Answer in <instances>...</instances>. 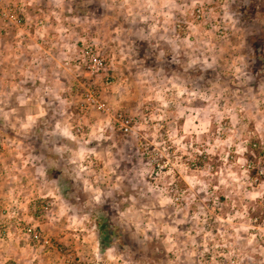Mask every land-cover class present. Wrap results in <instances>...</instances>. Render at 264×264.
<instances>
[{"label":"clouds","instance_id":"9594fccd","mask_svg":"<svg viewBox=\"0 0 264 264\" xmlns=\"http://www.w3.org/2000/svg\"><path fill=\"white\" fill-rule=\"evenodd\" d=\"M258 42L264 0H0V264H264Z\"/></svg>","mask_w":264,"mask_h":264},{"label":"rangeland","instance_id":"374dc122","mask_svg":"<svg viewBox=\"0 0 264 264\" xmlns=\"http://www.w3.org/2000/svg\"><path fill=\"white\" fill-rule=\"evenodd\" d=\"M23 18L21 17V20ZM254 47H256L258 49L257 51V56H261L264 55V43L258 42L256 45H254ZM86 76L88 77V79H81L80 81V90L77 92V95L80 98L86 99V97H84L83 95V89H87L88 92L90 93H95L97 91V89L93 88L91 86V81L94 78L93 74L90 71H86ZM82 107H87L86 105H81ZM118 119H122V122L125 121L127 119L126 116H124L123 118H121L120 116L117 117ZM4 151L3 148H1L0 153H2ZM264 155V154H262ZM201 160H203V158H201ZM202 166V164L200 165ZM224 197H221V201H223ZM33 204H29V212H30V218L36 219L39 222H41L39 220L40 215L42 214L43 211V203L42 202H36L35 203V208L36 211L34 214H32V208H33ZM262 220H264V218H262ZM37 233H41V229L39 227H37L36 229ZM41 245L44 244V239L46 238L48 241L49 245H52V247H46L45 248V252L47 253H59L61 256V259H64V255L65 253H67L69 250L64 246V243H61L60 241H64L67 244L72 245L73 247H76V243L75 241H73L71 239L70 234H64V233H50V232H43L41 233ZM34 243V242H33ZM10 264H14V261H10Z\"/></svg>","mask_w":264,"mask_h":264},{"label":"built area","instance_id":"2783aa9c","mask_svg":"<svg viewBox=\"0 0 264 264\" xmlns=\"http://www.w3.org/2000/svg\"><path fill=\"white\" fill-rule=\"evenodd\" d=\"M126 121V120H125ZM124 122V121H123ZM0 150H1V148H0Z\"/></svg>","mask_w":264,"mask_h":264}]
</instances>
